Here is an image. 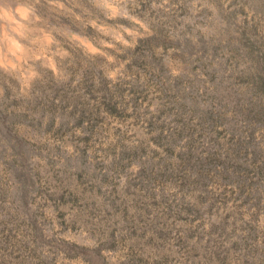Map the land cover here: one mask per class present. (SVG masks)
<instances>
[{"label": "rangeland", "instance_id": "obj_1", "mask_svg": "<svg viewBox=\"0 0 264 264\" xmlns=\"http://www.w3.org/2000/svg\"><path fill=\"white\" fill-rule=\"evenodd\" d=\"M0 2V264H264V0Z\"/></svg>", "mask_w": 264, "mask_h": 264}, {"label": "clouds", "instance_id": "obj_2", "mask_svg": "<svg viewBox=\"0 0 264 264\" xmlns=\"http://www.w3.org/2000/svg\"><path fill=\"white\" fill-rule=\"evenodd\" d=\"M112 2L119 5H123L127 2V0H112ZM166 2L167 0H165V3ZM123 15L126 18L133 20L136 24H140L139 20H137L133 16H129L128 13L125 12L123 13ZM5 21L7 22L6 26L3 23ZM124 31L131 34V31L129 29H124ZM10 33L22 35V33L20 32V21L16 19L15 12H10L8 10H5L3 7H0V54L3 53V45L6 40H11L13 43H15L14 36H12ZM118 39L123 43H127L123 40V37H118ZM108 47H112V45H108ZM92 51L96 53L98 50L93 48ZM108 59L111 60L112 57L109 56Z\"/></svg>", "mask_w": 264, "mask_h": 264}, {"label": "bare ground", "instance_id": "obj_3", "mask_svg": "<svg viewBox=\"0 0 264 264\" xmlns=\"http://www.w3.org/2000/svg\"><path fill=\"white\" fill-rule=\"evenodd\" d=\"M29 4V3H28ZM0 7H3L5 10H8L10 12H13L11 10H9L8 8H6L5 6H3V4L0 2ZM17 13L19 14H23L24 16H27V17H32L34 16L33 15V12L30 11L28 9V7H25V6H22V5H19L18 6V11ZM16 14V12H15ZM16 19L20 21V18L18 16H16ZM25 27H27V24L25 22H21L20 21V31L22 32L23 29H25ZM22 28V30H21ZM12 36H14V39H15V43H13L11 40H6L4 45H3V53L0 54V61H4L6 58L8 59V62L11 63V64H15V61L10 58L9 56V52H14V53H17L19 54L20 52H24L26 53L28 48L26 45H24L22 42H21V39L18 35L14 34V33H10ZM16 54V55H17ZM21 55V54H20ZM16 57V56H15ZM6 61V60H5ZM18 61V60H17ZM2 67V66H1ZM17 68V67H16Z\"/></svg>", "mask_w": 264, "mask_h": 264}]
</instances>
